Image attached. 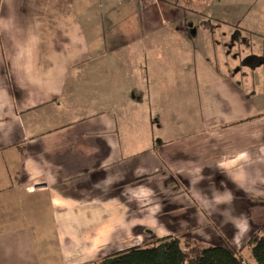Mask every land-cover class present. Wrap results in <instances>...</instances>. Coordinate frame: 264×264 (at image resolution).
Returning a JSON list of instances; mask_svg holds the SVG:
<instances>
[{
    "label": "crops",
    "instance_id": "0c3cea01",
    "mask_svg": "<svg viewBox=\"0 0 264 264\" xmlns=\"http://www.w3.org/2000/svg\"><path fill=\"white\" fill-rule=\"evenodd\" d=\"M153 1L0 0V264H93L143 246L142 228L156 226L149 182L171 174L204 180L200 198L227 208L219 245L242 256L264 221V107L238 78L237 65L252 62L224 52L244 49L239 27L219 33L225 62L199 72L183 23L182 60L158 58L154 35L175 0L145 6L157 27L140 23L131 42H102L94 16L114 28ZM234 16L225 23L245 20ZM160 80L175 89L170 100L159 99ZM142 96L146 108L178 103L184 119L162 116L146 136L134 114Z\"/></svg>",
    "mask_w": 264,
    "mask_h": 264
},
{
    "label": "rangeland",
    "instance_id": "374dc122",
    "mask_svg": "<svg viewBox=\"0 0 264 264\" xmlns=\"http://www.w3.org/2000/svg\"><path fill=\"white\" fill-rule=\"evenodd\" d=\"M156 2V0L146 2L140 5V7L144 9L145 6H153L152 3ZM174 4L176 8L172 12H175V16L172 15L173 17L169 19L165 15L166 20H159L162 23L165 22V25L163 27L158 26L162 28V31L160 29L154 35L159 51V60L166 62L167 58H172L168 63L174 64L182 60L180 58L182 56L180 49L183 42L179 39L178 33L181 32V26L183 27L184 25L185 29L187 28L188 30L191 57L192 55L198 57L194 65L196 72L205 70L206 65L215 67L226 60V54H221V47L223 48V46L220 42L219 33L233 32L239 27L238 30L244 39V49L239 43L240 47H234L232 50L227 46V51L224 50V52H229L230 57H233V55L240 57L246 54L248 61L252 62V68H249L247 63L241 62L237 65V69H240L238 70V78L250 90L248 93L253 95L251 96L253 97L252 100L261 101L259 106L255 105V109L258 110L262 105L264 107V0H175ZM149 10L151 8H148V10L144 9L143 12L139 13L138 17L128 18L125 23L121 22L120 24L121 20L113 19L115 22L114 28L111 27L109 20L104 15L98 13L94 16L95 21L93 22V26L95 29L97 27V32L104 44L109 42H131L136 32L135 30L140 23L143 26L157 27L153 23V19L157 17L154 16L153 18V14ZM255 12H258L259 19L257 22L252 17ZM235 13L237 19L240 20L245 16V20L226 24L225 22L233 21ZM131 14L133 13H129L127 17ZM109 27L112 30H109ZM120 29L123 31L131 29V32L127 33L133 34L127 35L126 39H120L121 37L118 32ZM242 29H248L249 31L243 32ZM195 46L197 49H201L200 51L198 49V53L195 51ZM186 47L187 43L185 42V49ZM183 64L186 65V63ZM189 69L190 67H188ZM148 80L149 82L152 81L150 66L148 68ZM161 82V80L157 82L158 90L162 92L159 99L163 100L167 96L170 100V93L175 89L171 86L170 82H168L166 88H164ZM146 86L147 82L145 81L143 87L146 88ZM181 97L183 102L187 100L186 94ZM141 102L143 104V109L141 108L142 114L139 112L140 109L136 110L137 112H134V114L143 120L146 136L161 129L162 116H175V119H172V123H181L185 117L186 111L174 101L169 108H166L165 105L163 109L156 108L159 102L158 99L156 100V105L153 101L151 106L149 105L147 108L144 96H142L140 104ZM176 132L179 134V131ZM199 183L204 184L205 181L198 180L197 178L188 180L177 174H171L169 178H158L155 181L149 182V186L153 188L154 193L152 199L154 205L152 218L156 226L152 229L147 227L142 228L144 236V243L142 245L150 244L156 239H161L156 236L157 234L159 236L161 232L166 233L167 236L181 233H185L186 235L191 234L197 240L199 246L219 245L221 243L219 238H222V234L230 236L228 234L229 231L224 229L219 222V219L225 216L224 212L227 208L215 211L205 203L200 198ZM147 214L148 211L144 210L143 215L146 216ZM135 215L137 214H133L131 211L128 212L129 218H133ZM140 216L142 215L140 214ZM207 217L212 221L208 223ZM152 232L153 234L150 235ZM242 257L254 263L248 247L244 248Z\"/></svg>",
    "mask_w": 264,
    "mask_h": 264
},
{
    "label": "trees",
    "instance_id": "16d2710c",
    "mask_svg": "<svg viewBox=\"0 0 264 264\" xmlns=\"http://www.w3.org/2000/svg\"><path fill=\"white\" fill-rule=\"evenodd\" d=\"M244 247L250 249L253 264H264V222L240 250ZM239 252L228 245L199 246L194 238L181 233L125 249L93 264H245Z\"/></svg>",
    "mask_w": 264,
    "mask_h": 264
}]
</instances>
